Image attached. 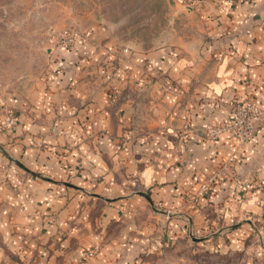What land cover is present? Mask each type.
Returning <instances> with one entry per match:
<instances>
[{"label": "crops", "instance_id": "obj_1", "mask_svg": "<svg viewBox=\"0 0 264 264\" xmlns=\"http://www.w3.org/2000/svg\"><path fill=\"white\" fill-rule=\"evenodd\" d=\"M173 2L199 21L201 40L195 48L169 45L151 51L156 54L150 58L156 73L164 70L160 75L165 78L154 80L156 93L149 100V130L154 139L147 163L128 164L123 156H118L117 165L112 161L114 147L108 142L109 134H121L127 122L117 121L113 104H108L110 99L104 94L109 89L100 90L93 78L73 80L75 97L66 92L34 91L36 94H29L19 107L14 106L16 99L5 103L6 112L0 111V143L9 139L5 122L15 109L19 111L17 120L25 125L11 127L9 133L19 131L25 139L16 140L9 148L0 144V171L1 161H6L13 165V174L24 171L34 180L28 179L22 187L20 178L12 174L0 177L2 252L18 257L22 253L21 263H29L35 253L46 257V248L56 237L60 251L52 258L55 264H132L140 253L150 255L156 249L161 242L157 237L169 223L175 230L181 224L190 232L204 228L206 208L214 206L209 205L211 198L225 201L227 215H249L254 206L249 211L248 201L264 199V127L237 153L238 142L227 132L216 133L215 139L205 137L208 125L232 124L218 102L227 105L252 99L264 111V0ZM124 60L130 61L131 54ZM80 86H87L85 94L78 92ZM54 101L60 115L52 112ZM78 105L85 106L78 110ZM76 114L92 118L87 132L94 142L83 131L79 135L73 120H62L64 125L57 122V126L46 120L57 115L74 118ZM63 129L70 141H82L80 151H73L67 159L52 158L58 151H49L50 147L44 151L28 147L43 142L61 144L57 135ZM97 133L108 135L102 144L95 142ZM49 134L56 136L48 141ZM46 161H82L92 171L90 179L96 181L99 175L104 179L92 189L79 185L76 179V184L68 186L74 197L68 206L61 201L48 206L43 201L45 182L60 181L37 172L48 167ZM132 175L138 177L134 182L129 178ZM211 181L215 183L211 198H197V192ZM243 200L246 202L240 206L238 201ZM41 256H37L39 262Z\"/></svg>", "mask_w": 264, "mask_h": 264}, {"label": "rangeland", "instance_id": "obj_2", "mask_svg": "<svg viewBox=\"0 0 264 264\" xmlns=\"http://www.w3.org/2000/svg\"><path fill=\"white\" fill-rule=\"evenodd\" d=\"M200 34L199 21L189 16L183 7L176 6L173 0H0V111L6 112L5 103L10 99L18 100L14 106L19 107L29 94H36L34 91L53 95L66 92L75 97L77 92L72 91L77 87L71 85L73 80L86 82L93 78L99 83L100 90L103 87L109 89L106 93L102 90V93L110 99L108 104H113L117 121L121 118L127 122L121 134L114 132L109 134V141L106 140L114 147L112 161L117 165L120 161L118 156H123L128 164H145L150 160V143L154 139L149 130L152 123L149 100L156 93L153 82L157 78H165V74L160 75L165 73L164 70H160L159 75L156 73L158 71L150 61L156 54L151 51L169 45L195 48L200 43ZM130 54L131 60L125 61L124 57ZM86 88L80 86L78 92L85 94ZM53 103L52 112L58 106L57 102ZM233 104L218 102L229 119ZM84 106L78 105L76 109L82 110ZM15 111L6 116L9 139L0 143L7 148L16 140L25 139L19 131L9 133L13 130L11 127L25 125L23 120H17L19 111ZM58 115L47 118V122L55 126L57 122L64 125L66 121L62 120H73L79 135L83 131L87 138L91 137L87 132L88 125L92 124L91 117ZM223 127L206 126V139H215L214 132ZM260 127H264V121L257 126L258 129ZM61 132L64 134L57 135L62 138L61 144L43 142L28 147L41 151L50 147L49 151H58L52 158L67 159L73 151H80L82 141H70L65 129ZM47 136L49 141V137L54 139L56 135ZM94 136L98 144L108 137L107 133ZM89 140L94 142L92 138ZM245 146L238 144L235 153ZM1 162L0 177L12 174L20 178L22 187L28 179L34 180L33 175L24 171L18 170L13 174V165ZM41 164L45 165L43 161ZM46 164L45 170L37 171V168L36 171L60 181L58 184L44 181L47 188L43 191V201L48 206L52 201H61L68 206L74 199L70 195L73 189L68 186L76 184V179L79 185L88 186L87 189H92V185L104 179L100 175L96 181L90 179L88 173L92 171L82 161H46ZM129 178L134 182L138 177L132 175ZM214 184L211 181L206 190L203 188L197 192V198L210 199ZM146 191L150 193V190ZM30 193L34 194L33 190ZM208 201L214 206L206 208L204 228L190 232L178 224L179 230H175L169 223L165 233L157 237L161 242L156 249L150 255L140 253L132 264H264L263 197L248 201L249 211L254 206L249 215H227L225 201L214 198ZM238 202L242 206L246 201ZM94 207L98 209L99 203L96 202ZM55 243H59L56 237L50 240L46 257L35 253V258L29 263H21L22 253L18 257L11 252H2L5 248H0V264H55L52 258L60 251ZM38 255L41 256L40 262Z\"/></svg>", "mask_w": 264, "mask_h": 264}, {"label": "built area", "instance_id": "obj_3", "mask_svg": "<svg viewBox=\"0 0 264 264\" xmlns=\"http://www.w3.org/2000/svg\"><path fill=\"white\" fill-rule=\"evenodd\" d=\"M232 124L214 132H227L240 146L247 145L257 132V126L264 121V111L252 99L243 103H235L230 109ZM205 189V188H204ZM206 190V189H205Z\"/></svg>", "mask_w": 264, "mask_h": 264}]
</instances>
